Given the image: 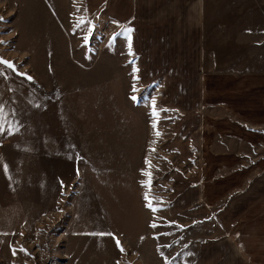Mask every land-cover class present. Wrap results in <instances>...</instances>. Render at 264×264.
<instances>
[{
    "label": "rangeland",
    "instance_id": "1",
    "mask_svg": "<svg viewBox=\"0 0 264 264\" xmlns=\"http://www.w3.org/2000/svg\"><path fill=\"white\" fill-rule=\"evenodd\" d=\"M126 2L0 0V59L15 66L0 64V264H252L228 240L264 264L259 202L253 220L222 217L264 155V126L236 116L258 102L249 85L236 90L264 73V0H202L191 51L185 31H146L153 20H133ZM133 22L146 43L133 42ZM216 76L220 98L201 84L212 91Z\"/></svg>",
    "mask_w": 264,
    "mask_h": 264
},
{
    "label": "crops",
    "instance_id": "2",
    "mask_svg": "<svg viewBox=\"0 0 264 264\" xmlns=\"http://www.w3.org/2000/svg\"><path fill=\"white\" fill-rule=\"evenodd\" d=\"M123 0H101V6H104V4H107V6H109V9L114 7L115 9L118 8L120 5H118L120 2H122ZM138 1V0H137ZM184 0H150L149 4H146V2H144V9H139L138 6H136V1L135 0H128V2H126V5L129 6L131 15L133 16L132 19L134 20L136 15L140 14L142 12L143 17H145L143 20L151 19L153 20L150 22H146V31H152L151 25H157V23L163 21V25L166 29H169L168 32L171 33V35L178 33L179 31L183 30L185 31L184 34V38L183 41L181 42V44H186L188 42V46L190 47V51L195 47L198 48V43L199 40L202 37V33H203V14H202V0H186V3L182 6V8H186L185 13L183 15V12H181V5L183 3ZM123 5V4H122ZM190 8V10L188 9ZM179 14V16H177ZM180 15L184 16L182 18V21L178 22V20H180ZM139 19V18H138ZM141 20V21H143ZM151 24V25H150ZM135 23L133 22L131 28L135 29V34L136 37L133 38V42L135 41V44L137 43L138 45H142L143 43H141L142 41L146 43V37L145 35H147V33L141 29V27L139 29L134 28L135 27ZM166 33V31H164ZM167 32V33H168ZM134 44V45H135ZM148 47V44H146ZM168 51V50H166ZM183 52V51H182ZM166 53H164V56H166ZM193 52H191L192 54ZM186 55L183 52V55L181 54V60L185 57ZM187 61H189L188 59L184 62L187 63ZM197 64L200 65V62L198 61ZM202 65V64H201ZM219 77L218 79V84L212 88L211 90H207L209 89V87H207L206 83L204 82V78L198 77V81L199 83H201V80H203L202 87L205 90V94L206 92H213L217 93L218 97H223V94L226 93L228 94V90H226L225 88V79L226 77L224 76H216ZM223 77V78H222ZM259 77H264V73L263 74H246L243 77V82H244V87L243 90H236L237 95H240L238 93V91H242V93L247 92L246 86L249 85V88L252 89V92H256L257 94V98H258V102L256 103L254 110L250 109L248 107V102H245L247 97H244V101L245 102V115H242L241 112H239V115H236L238 117H242L244 120L242 121L243 123L249 124V125H255V126H264V82L261 83L260 89H256L254 88L253 84H256V79ZM196 81H197V77H193ZM215 78V77H214ZM201 79V80H200ZM223 79V80H222ZM234 79H241V77L236 78L234 77ZM181 83H188L189 85L185 88H182V92H188V90L190 89V82H192L191 79H181L178 80ZM231 89V88H230ZM229 93H231V90H229ZM205 100H206V96H205ZM221 105V104H220ZM251 105H253L251 103ZM241 121V120H240ZM192 145V144H191ZM189 148L190 144L188 143L187 146H183L182 148ZM200 187H196L197 189V193L194 194L193 198H192V202H194V204H198V209H205V206L201 203L200 199H203V197H197L198 194H203V190L199 189ZM204 196V194H203ZM221 198V194L218 195ZM204 198L209 201L205 196ZM249 202L253 203H257L259 202V218L258 219H254L256 221H259V227H260V234H261V249H262V259L264 262V155H262L261 157V167H260V172H259V177L256 178L255 182L252 184L250 190L246 193V194H242V196L238 197L237 200L232 203L231 205L224 207V212L222 214V217H226V218H233V217H238L239 219H247V220H253L252 217L254 216V212L258 210V208L250 211L248 214L245 215L246 210L251 209L252 207L249 208V206H247L249 204ZM249 208V209H247ZM236 211V212H234ZM235 213V214H234ZM234 221V220H233ZM232 221V222H233ZM254 225H257V223H255ZM232 235H230L231 237ZM233 241V240H232ZM228 244H231L232 249L234 254L238 257V259H240L241 257H245L249 263L253 264L254 261V256L253 255H249L252 250L251 248H248V246L246 247H242V246H237L233 247L232 243H230L231 241L228 240ZM243 246H245V244H242ZM236 249V250H235ZM241 254V257L239 256ZM239 263L241 264L242 261L239 260Z\"/></svg>",
    "mask_w": 264,
    "mask_h": 264
},
{
    "label": "snow or ice",
    "instance_id": "3",
    "mask_svg": "<svg viewBox=\"0 0 264 264\" xmlns=\"http://www.w3.org/2000/svg\"><path fill=\"white\" fill-rule=\"evenodd\" d=\"M81 23H83V21H81ZM89 31L91 32V29H89ZM132 31H133V29H131V28L127 29V32H128V33H131ZM113 39H115V35H114ZM128 46H129V52H130V54H131V36H130V35H129V37H128ZM0 64H2V65H6L8 68H12V69L15 71V66H14L11 62H9V61H5V60L0 59ZM133 71H134V72H137L138 69H135V68H134ZM22 75H25V74L22 73ZM27 79H28V80H32V77H31V76H27ZM137 79H138V77H137ZM133 99H136V98L133 97ZM152 104H153V116H154V117H158L159 113L155 110V100H154V99H153V101H152ZM165 111H166V110H165ZM155 127H156V124L154 123V124H153V128H155ZM156 135L159 136L160 133L157 132ZM153 151H154V149H153ZM145 163H146V165H148L149 168L152 167V165H151V161H150V160L146 159V160H145ZM4 171H5V173H7V171H8V167H7L6 164L4 165ZM142 174L148 177V180L145 181V182L143 183V186H144L145 188L149 189V191H146V192L144 193V199L147 201L146 207L150 208L152 211H156L157 209H155V208L153 207L152 202H151V199H150L151 172H150V171H143ZM151 226H152V227H156L155 224H152ZM92 235H101V236H103V235H112V234H111V233H98V234H97V233H93ZM115 242H116V246H117L118 248H120L121 251H124L123 247L121 246L120 241L117 239Z\"/></svg>",
    "mask_w": 264,
    "mask_h": 264
}]
</instances>
